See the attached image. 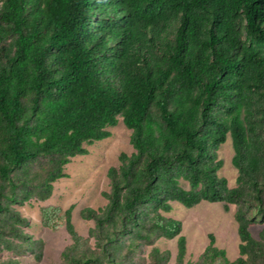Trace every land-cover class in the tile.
<instances>
[{"label":"trees","instance_id":"16d2710c","mask_svg":"<svg viewBox=\"0 0 264 264\" xmlns=\"http://www.w3.org/2000/svg\"><path fill=\"white\" fill-rule=\"evenodd\" d=\"M120 117L133 152L109 168L106 206L81 210L89 236L74 205L40 209L71 237L62 264H264V0H0V252L41 258L15 206L49 199ZM229 137L235 187L219 175ZM175 201L235 205L240 256L211 233L186 261ZM161 238H177L174 262Z\"/></svg>","mask_w":264,"mask_h":264},{"label":"rangeland","instance_id":"374dc122","mask_svg":"<svg viewBox=\"0 0 264 264\" xmlns=\"http://www.w3.org/2000/svg\"><path fill=\"white\" fill-rule=\"evenodd\" d=\"M111 136L85 147L89 153L71 159L66 165L67 177L54 183L52 196L46 201L36 199L22 206H15L28 220L24 230L32 235L33 239L42 241V256L37 259L30 250L19 248L17 251L3 249L0 252V264L9 259H18L20 264H62L61 253L71 242V237L64 226L52 229L42 223L40 209L46 205H56L63 209L74 205L72 220L77 231L84 237L89 236V231L94 227L92 219H83L81 210L86 207L99 209L105 207L108 199L104 195L111 189L108 170L119 164L122 152L132 153L131 130L127 128L122 117L116 126L109 128ZM219 158L224 161L219 175L227 178L230 187L237 186L238 170L232 162L234 147L229 137L226 143L218 150ZM236 206L231 205L226 212L221 202L203 201L195 207L187 208L182 203L175 201L173 210L165 215L181 220L183 223L182 234L187 238L186 261H195L209 243V234H214L216 245L227 251L231 260L240 256L238 224L234 213ZM264 223L253 225L251 230L258 237ZM94 238L91 239L94 245ZM156 245L162 250L172 252L171 261L174 262L178 251L177 238H161ZM151 247H145L140 254L148 257Z\"/></svg>","mask_w":264,"mask_h":264}]
</instances>
